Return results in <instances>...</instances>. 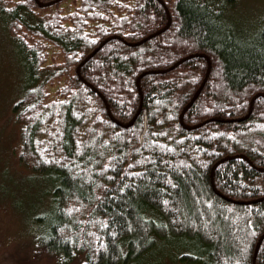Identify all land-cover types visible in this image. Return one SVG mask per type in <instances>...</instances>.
<instances>
[{
    "label": "trees",
    "instance_id": "obj_1",
    "mask_svg": "<svg viewBox=\"0 0 264 264\" xmlns=\"http://www.w3.org/2000/svg\"><path fill=\"white\" fill-rule=\"evenodd\" d=\"M38 1L0 0L45 73L13 106L19 164L53 183L36 247L123 264L178 239L197 252L185 262L264 264V15L245 31L225 20L236 0ZM202 55L182 121H210L185 129Z\"/></svg>",
    "mask_w": 264,
    "mask_h": 264
},
{
    "label": "rangeland",
    "instance_id": "obj_2",
    "mask_svg": "<svg viewBox=\"0 0 264 264\" xmlns=\"http://www.w3.org/2000/svg\"><path fill=\"white\" fill-rule=\"evenodd\" d=\"M7 13L0 8V264H61L45 257L34 243L51 220L53 183L49 176L33 174L19 164L20 132L13 114L14 104L33 85L29 80L37 84L45 73L32 71L31 58L8 30ZM18 14L29 21L25 11ZM263 15L264 0H236L225 20L247 31ZM154 219L158 221L157 216ZM168 242L156 240L148 252L123 264H199L180 258L197 253L191 241Z\"/></svg>",
    "mask_w": 264,
    "mask_h": 264
},
{
    "label": "water",
    "instance_id": "obj_3",
    "mask_svg": "<svg viewBox=\"0 0 264 264\" xmlns=\"http://www.w3.org/2000/svg\"><path fill=\"white\" fill-rule=\"evenodd\" d=\"M36 1H37V0H36ZM55 1H58V0H55ZM55 1H53V2H55ZM37 3H38L39 6L46 5V4H41V3H39L38 1H37ZM169 24H170V17H168L167 25H166L164 28H162L161 30H159V31H157V32H155V33H152L150 36L146 37L145 39H143V40H141V41H139V42H136V43H128V44H129V45H133V46L139 45V44H141L142 42H144V41H146L147 39H149L150 37L155 36V35H158L159 33L163 32L165 29H167V27L169 26ZM108 40H109V39H107L106 41H108ZM101 45H102V44H101ZM99 47H100V46H99ZM99 47L96 48V49H95L91 54H89L86 58H84V60L81 62V64H83L85 61H87L89 58H91V57L96 53V51L99 49ZM202 56H203L204 58H206L208 64H210V60H209V58L206 57L205 55H202ZM182 61H183V60H180V61L177 62L173 67H175L177 64L181 63ZM173 67H171V68H173ZM208 71H209V68H208V70H207V73H208ZM159 72H164V71H159ZM77 73H78V69H77ZM141 76H142V75H140V76L137 78V80H136V85H137L138 90H139L138 81H139V79H140ZM202 87H203V85L200 86V88L197 90V92H196V94L194 95V97L190 100V102L187 104V106H186V107L182 110V112H181V115H180V123H181L183 126H184L183 121H182L183 113L187 110L188 107L191 106V104L193 103V101L195 100V98L198 96V94H199L200 90L202 89ZM259 95H260V94L254 96V98L252 99L251 104H250V107H249V112L247 113V115H245L243 118H241V119H239V120H238V119H235V120H233V121H240V120L245 119V118L248 116V114L250 113V111H251V106H252V103H253L254 99H255L257 96H259ZM261 96H264V95L261 94ZM105 105H106V104H105ZM106 108H107V105H106ZM140 109H141V104H140V106H139V109H138L137 113H136L135 116L133 117V119H132L127 125H125L126 127L130 126V125L133 123V121L135 120L136 116L139 114ZM108 114H109V112H108ZM109 115H110V114H109ZM110 117H111V116H110ZM208 121H210V120H206V121H204L203 123H201V124H199V125H202V124H204V123H206V122H208ZM116 122H117V121H116ZM199 125H195V126H192V127L184 126V128H185V129H192V128H195V127H197V126H199ZM223 160H224V159H223ZM217 164H218V163H216V164H214V165L212 166V168H211V172H210V176H212L213 170H214V168L216 167ZM263 237H264V233H263V235L261 236V238L259 239V241L257 242V244H256V246H255V250H254V254H253V260L255 259V255H256V253H257L258 247H259L260 242H261V240L263 239Z\"/></svg>",
    "mask_w": 264,
    "mask_h": 264
},
{
    "label": "bare ground",
    "instance_id": "obj_4",
    "mask_svg": "<svg viewBox=\"0 0 264 264\" xmlns=\"http://www.w3.org/2000/svg\"><path fill=\"white\" fill-rule=\"evenodd\" d=\"M208 68L210 69V64H208ZM208 70V69H207ZM208 73H209V71H208ZM208 73L206 72V75H205V78L203 79V81H202V83H201V85H204V83H205V81H206V79H207V76H208ZM200 85V86H201ZM200 88V87H199ZM201 91V90H200ZM200 93V92H199ZM197 98V97H196ZM195 98V99H196ZM249 112V111H248ZM181 115V114H180ZM182 118H183V116H182ZM179 119H180V117H179ZM121 125V124H120ZM127 125V124H126ZM124 127H126L125 125H124ZM190 127V126H189ZM213 174V173H212ZM211 177V182H212V176H210Z\"/></svg>",
    "mask_w": 264,
    "mask_h": 264
}]
</instances>
